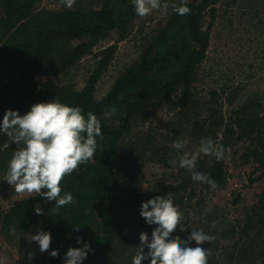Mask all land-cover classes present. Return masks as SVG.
Masks as SVG:
<instances>
[{"label":"trees","instance_id":"trees-1","mask_svg":"<svg viewBox=\"0 0 264 264\" xmlns=\"http://www.w3.org/2000/svg\"><path fill=\"white\" fill-rule=\"evenodd\" d=\"M83 1L76 0L71 8L46 10L39 7L40 0H0V65L18 64L22 74L13 87L17 98L11 110L22 115L32 104L57 97L62 103L81 107L85 114H96L103 135L102 139L97 138L94 158L62 181V193H72V204L57 210L54 202H45L35 194L0 213L1 230L6 235H11L10 226H15V234L30 227L49 231L61 245L60 254V246L56 247L58 255L52 264H64L67 250L81 246L76 243L77 236L90 242L94 249L83 264H131L139 242L123 227L124 188L118 173L119 152L136 124L167 112L176 120L175 133H183L198 148L204 138H210L225 149L222 160L201 154L196 164V171L208 173L216 180L215 190L194 181L192 173L179 169L177 185L169 183L160 192L152 193V198L167 196L179 209L189 205L185 197L191 200L199 196L194 209L201 218L172 238L185 240L191 229L202 228L216 236L211 243L202 245L211 250L208 264H264V104L261 100H249L233 105L231 97L222 99L216 91H211L205 101L197 95L199 69L209 46L204 18L208 11L213 14L218 0H185L191 9L185 16L171 9V4L181 0L171 3L165 24L144 44L136 61L117 76L101 100L96 99L95 88L113 59L116 45L95 54L96 66L81 89L70 82H45L37 87L33 81L35 74L69 75L100 41L113 34L124 39L138 17L132 0H100L97 7L84 6ZM224 104L228 106L226 110ZM4 112L0 110V119ZM105 113L110 116L105 117ZM175 139L180 140L151 127L129 145L135 147L140 159L156 162L165 169L168 144L172 145ZM5 142L10 145L7 149L0 147L2 172H6L17 149L0 133V146ZM239 145L244 148L241 158L256 165L263 188L256 202L244 209L241 219H216L205 211V198L227 184L226 160L231 153L239 152L235 151ZM36 205L44 209L43 215L35 213ZM74 227L79 230L74 231ZM190 246L195 247V242Z\"/></svg>","mask_w":264,"mask_h":264},{"label":"rangeland","instance_id":"rangeland-1","mask_svg":"<svg viewBox=\"0 0 264 264\" xmlns=\"http://www.w3.org/2000/svg\"><path fill=\"white\" fill-rule=\"evenodd\" d=\"M99 1L84 0L83 5L97 7L95 4ZM174 1L177 0H162V5L167 4L170 7ZM39 7L61 10L65 6L61 0H40ZM167 18L168 15H162L159 10H153L145 17H137L124 39L120 40L118 35L113 34L100 41L93 48L92 54L82 59L69 75L51 77L35 74L33 81L37 87L45 82H70L76 89H81L96 66L95 54L110 45H116L113 59L95 88V97L101 100L109 92L117 76L136 61L144 44L153 38L156 30L165 24ZM204 28L209 33V46L199 69L197 95L205 101L209 99L211 91H216L222 99L231 97L233 105L249 100H261L264 104V0H218L213 6V14L208 11L205 15ZM19 66L0 65V110L6 111L14 107L17 97L13 87L20 82L22 75ZM226 107L228 106L224 104V110ZM175 122L171 113H159L145 123L136 124L120 148L118 173L124 188L121 203L123 227L127 233L138 237L139 244L141 232H147L150 238L154 230L139 216L141 202L152 198V193L160 192L159 189L169 183L177 185L181 173L174 161L181 159L185 154L190 156L198 149L197 145L189 142L186 135L175 133ZM151 127L159 133L171 134L172 137L184 140L185 148L182 152L174 151L168 144L170 151L165 169L156 165V162L148 163L145 159H140L135 147L129 145L136 142L139 135L146 133ZM241 145L235 149L239 152L231 153L226 160L228 180L225 187L205 198V211L212 213L213 218H226L230 221L241 219L244 209L253 205L262 191L263 183L258 179L259 171L250 160L245 162L241 158L244 151ZM172 174L174 176H171ZM4 176L5 172L0 171V213L29 198L28 194L17 193L14 187L4 181ZM198 197L194 196L191 200L185 197V203L189 202V205H185L187 208H180V214L183 216L180 225L182 229L185 227L186 230L192 221L196 222L201 218L197 209H194ZM38 231L39 228L30 227L23 233L6 235L0 228V256L6 257V264L53 263L55 257L49 253L60 246V254V242L52 238L49 250L40 252L38 245L31 241V236ZM179 233L181 232L178 226L174 234Z\"/></svg>","mask_w":264,"mask_h":264},{"label":"clouds","instance_id":"clouds-1","mask_svg":"<svg viewBox=\"0 0 264 264\" xmlns=\"http://www.w3.org/2000/svg\"><path fill=\"white\" fill-rule=\"evenodd\" d=\"M76 0H61V3L71 8ZM133 9L138 17H145L153 10H159L162 15H168L169 5L162 0H132ZM172 11L180 16L189 15L191 9L185 0L179 4H171ZM105 117L110 113H105ZM0 133L6 135L11 144L17 145L7 163L4 181L14 187L20 194L41 196L45 202L52 203L56 209L74 202L71 192L62 193V181L73 172H78L80 165L94 158L97 150V138L102 139L101 120L92 112L84 113L79 106L62 103L55 97L47 102H38L30 106L24 114L16 110H6L0 119ZM5 142L3 149L9 148ZM176 152H182L184 142L176 140L171 145ZM212 155L217 161L224 158L223 145L217 146L210 138H204L199 148L190 156L185 154L174 161L180 170L192 173V179L207 184L212 190L218 185L208 173L196 171L200 155ZM43 190V191H42ZM34 211L43 215L44 209L36 205ZM139 216L154 230L149 234H139L140 244L134 247L135 254L131 264H208L211 254L204 243L216 239L214 234L205 232L202 228L191 229L187 239L172 238L183 216L180 209L174 206L171 199L154 196L142 201ZM78 231L79 227H74ZM10 234H15V226H10ZM52 236L49 231L40 230L31 236V241L38 245L40 252L49 250ZM195 242V247L190 246ZM80 247H70L64 255V264H83L90 252H94L90 242L83 237H76ZM146 251V254H145ZM50 256L56 257L58 251L53 249ZM0 264H6V257L0 256Z\"/></svg>","mask_w":264,"mask_h":264}]
</instances>
